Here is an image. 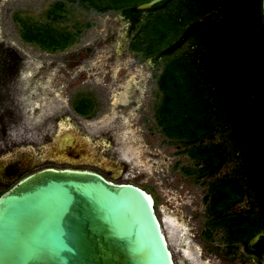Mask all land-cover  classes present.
I'll return each mask as SVG.
<instances>
[{
	"label": "rangeland",
	"instance_id": "obj_1",
	"mask_svg": "<svg viewBox=\"0 0 264 264\" xmlns=\"http://www.w3.org/2000/svg\"><path fill=\"white\" fill-rule=\"evenodd\" d=\"M261 1L212 0L205 8L201 0H179L169 10L131 15L127 9L146 0L126 5L116 0H0V195L44 168L96 171L152 196L176 264H264V251L257 255L246 249V242L264 229V201L260 205L254 195L242 197L226 212L255 219L253 231L252 224L243 225L238 234L211 215L212 184L244 163L228 139L230 128L223 126L224 132L203 142L211 147L222 143L223 135L230 160L218 173L202 177L200 158L186 152L159 122V80L168 60L190 61L198 40L190 37L162 57L175 41L148 53L157 39L150 36L160 19L156 13L176 21L179 34L205 17L224 29L229 17L230 34L209 52L222 69L235 75L245 71L252 82L253 91L246 95L255 133L250 130L248 136L256 138L243 152L245 160L248 154L255 155V163L263 160L255 171L260 176L264 111L259 115L256 108L258 102L264 108V52L256 5L260 12ZM104 7L109 9L100 11ZM47 38L60 47L46 48ZM254 92L261 101L252 102ZM182 128L190 135L204 127ZM246 163L245 173L253 172Z\"/></svg>",
	"mask_w": 264,
	"mask_h": 264
},
{
	"label": "water",
	"instance_id": "obj_2",
	"mask_svg": "<svg viewBox=\"0 0 264 264\" xmlns=\"http://www.w3.org/2000/svg\"><path fill=\"white\" fill-rule=\"evenodd\" d=\"M171 1L151 0L131 10L158 11ZM209 19L190 25L160 56L181 48ZM263 234L264 229L247 242L249 252L263 253L264 248L257 253L250 247ZM0 264L176 262L145 190L96 171L50 167L25 176L0 195Z\"/></svg>",
	"mask_w": 264,
	"mask_h": 264
},
{
	"label": "trees",
	"instance_id": "obj_3",
	"mask_svg": "<svg viewBox=\"0 0 264 264\" xmlns=\"http://www.w3.org/2000/svg\"><path fill=\"white\" fill-rule=\"evenodd\" d=\"M130 1L116 0V3L126 5ZM149 1L146 0L145 3ZM178 1L172 0L165 10H169ZM239 1L243 3V0ZM227 3L229 2L225 1V7H227ZM200 4L201 7L205 4V8H211L212 0H201ZM57 7L59 8V6ZM259 7H261L260 12L256 5V18L263 31L262 48L264 52L263 0ZM108 9L109 7L106 9L104 7L100 11ZM131 9H127L126 12L136 15L137 13H134ZM152 12L154 11L149 13ZM156 14H158L160 19L155 22V25H152L153 32L150 33V36L153 39H157L155 43H149V54L155 53V50H158L159 53L162 51L161 48L163 46L172 43L170 41L176 42L184 33H178L176 21L170 23L161 13ZM217 23V20L212 18L199 27L196 33L191 36L198 42L196 43L197 50L190 55L192 56L190 61L182 59L180 56L168 60V64L159 80L163 94L157 113L159 114L160 125L167 134L171 138L178 139L179 143L187 147L188 149L185 151L190 153L192 157L198 156L200 158V164L202 163L204 166L202 177L213 176L218 173L230 160L224 148L227 139H224L223 135V142L216 143L211 147H208V144L203 142L209 138H214L219 132H224L223 126L230 128L228 139L233 143L234 150L238 149V154H242L244 163L243 165H238L231 174L225 175L223 179L216 180L218 182L212 184L210 194V199L213 202L211 215L215 219H220L221 224H229L230 228H235L236 233L239 234L243 225L248 227L252 224L249 231H253L255 229L253 227L256 223L255 219L246 218L245 216L231 217L226 212L232 208L233 204L236 205L242 197L252 198L254 195L260 205L264 201V174L259 176L257 175L258 172H255L258 169H262L263 160L255 163V155L251 154H248L245 160L243 149L246 147L244 146L256 138L255 136L252 137L251 133L248 136V131L250 130L255 133V125L251 123L252 118L250 119L248 116L249 100L246 95L248 90L253 91L251 89L252 82L249 81L245 71H240L238 75L237 73L235 75V73L232 74V70L222 69V65H219L215 56L209 52L212 46L220 42L219 39L226 38L231 32L229 17H226L225 21L222 22L224 29L217 26ZM47 40L50 41V44L46 48L56 49L60 47L55 40L54 42H51L50 38H47ZM200 45H203V48H200ZM250 96L251 99L254 98L252 102L261 101L255 92L250 94ZM263 109V105L259 108L258 102L256 110L259 115L263 113ZM76 110L78 113L85 115L81 109ZM196 124H200L204 128L195 134L190 130ZM184 125L187 128H191L189 129L190 135L185 134L181 130ZM246 162L251 163L253 172L245 173L244 166L247 164ZM240 238H243V236H240Z\"/></svg>",
	"mask_w": 264,
	"mask_h": 264
},
{
	"label": "bare ground",
	"instance_id": "obj_4",
	"mask_svg": "<svg viewBox=\"0 0 264 264\" xmlns=\"http://www.w3.org/2000/svg\"><path fill=\"white\" fill-rule=\"evenodd\" d=\"M196 25H194L188 32V34L186 35V37L194 31ZM185 37V38H186ZM149 194V193H148ZM150 197H152L150 194H149ZM251 249L256 251L257 253H261L263 248H264V234L262 236H260L256 241H254L252 244H251Z\"/></svg>",
	"mask_w": 264,
	"mask_h": 264
}]
</instances>
